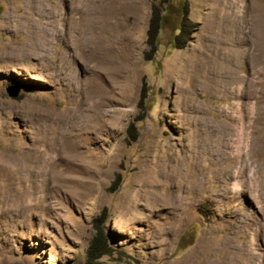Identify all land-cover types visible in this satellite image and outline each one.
<instances>
[{
  "label": "rangeland",
  "instance_id": "obj_1",
  "mask_svg": "<svg viewBox=\"0 0 264 264\" xmlns=\"http://www.w3.org/2000/svg\"><path fill=\"white\" fill-rule=\"evenodd\" d=\"M165 2L0 0V203L12 194L10 211L0 205V264H85L95 218L111 249L97 264H179L208 239L209 249L224 239L255 249L264 264L258 205L217 173L234 163L244 133L249 175L264 174V11L251 0H186L189 41L173 48L166 27L148 61L152 6L179 13L182 0ZM231 12L240 33L222 37ZM167 17L176 25V15ZM256 18L262 36L254 35ZM49 111L70 121H47ZM63 141L84 160L58 154ZM188 148L204 149L197 173L181 161ZM223 151L221 160L210 155ZM8 157L33 168L43 159L50 174L17 178ZM167 171L178 172L176 188L161 178ZM150 191L179 196L182 211L150 206ZM232 251V264H249L244 251Z\"/></svg>",
  "mask_w": 264,
  "mask_h": 264
},
{
  "label": "bare ground",
  "instance_id": "obj_2",
  "mask_svg": "<svg viewBox=\"0 0 264 264\" xmlns=\"http://www.w3.org/2000/svg\"><path fill=\"white\" fill-rule=\"evenodd\" d=\"M238 1H242V0H238ZM251 2L253 3V5L255 7H257L258 9H261L262 11H264V0H251ZM222 7V6H221ZM220 9V8H219ZM247 9V8H246ZM257 9V10H258ZM222 11V10H221ZM250 11V10H249ZM233 12L234 14L236 13L234 8H233ZM241 12V11H240ZM258 13H260V11H258ZM232 12L231 14L227 13L225 15V18H224V21L223 23L220 22V21H217V23H215L214 25V28L218 27L221 23L223 25H221L222 28H224V34L221 35L222 37H226L228 35H234V34H238L240 32H236L237 31V26H238V20L236 21L235 20V15H234ZM237 14V13H236ZM262 14V12H261ZM255 17V16H254ZM239 20H241V24H243L244 22V19H245V15H240L239 14V17H237ZM236 18V19H237ZM220 20V19H219ZM252 22L255 24L256 26V29L254 30V35H259V36H262L263 35V26L260 27L261 25V20L259 18H256L255 20H252ZM250 23V22H249ZM243 28V26H242ZM247 29V27H246ZM240 30V28H239ZM253 30V29H252ZM219 31V30H218ZM259 36L257 38H259ZM247 37V36H246ZM256 37V36H255ZM236 38H239V36L235 35V37L233 39H236ZM96 46L94 45V49H93V52H94V57L95 59L99 58L97 56L96 53ZM254 49L257 50V54H256V57L254 58V62L258 63L261 58H262V53L260 54V50H259V47L258 45L254 44ZM236 65V64H235ZM233 66V65H232ZM96 91V88H93V93H95ZM31 113V112H30ZM28 114V113H27ZM45 115H46V118H47V121L51 119L52 116H55V117H52V119L50 120L51 122H55V123H61V122H64L63 120L65 119L66 122L70 121V116L69 114L67 113H64V115H61V114H57L55 113L54 111H49V112H45ZM44 129V128H43ZM42 129V130H43ZM38 138V137H37ZM69 142V141H68ZM56 143V142H55ZM244 133L242 134L241 138H240V141H239V145L237 146L236 149L232 150V154L236 156V159H234V163L232 165H227L225 167H220L217 169V173L218 175L222 176V177H226V178H229V179H232L233 180V183H232V188L241 195V193H247L249 195V200L248 202H252L254 203L255 205L257 204V209L258 211L261 213L262 217H261V220L263 223H258L257 224V228L260 229V232H261V237L263 238L264 240V174L262 175H255L256 173L254 172L253 175H249V169H250V165L251 164V157H250V154H249V151H247L245 148V144H244ZM62 146H60L57 150V153L59 154H65L69 160V162H80L81 160H84V158L86 157L84 153H79L77 156H74L73 155V151L76 150V148H72V147H68V144L66 141H63L62 143ZM213 149V148H212ZM211 149V150H212ZM204 150V149H203ZM201 148H188V149H184V153H183V156L184 157H181V161H184L185 159L187 160V158H189V163H191L192 165V172L193 173H197L198 172V169H197V163H198V160L200 158V156L202 154H204V151H203ZM212 152L214 153V151L212 150ZM56 153V154H57ZM213 153H211L210 155L216 160V159H219L221 160V158H223L224 156V151L221 152L220 154H216L214 155ZM231 153V152H230ZM231 154V155H232ZM25 155V154H24ZM27 155V154H26ZM64 155V156H65ZM230 155V156H231ZM52 157V156H51ZM10 158L11 160H13L12 162H16L17 164V169H18V177L17 178H22V171L27 173L25 175H30L31 177H36L38 174L41 175V172L45 171V172H48L49 173V169L45 168V161L43 159H35L34 162H35V167L37 168V171H33L32 169L33 168V165H28L27 163H25L22 160L20 159H13L12 157H8ZM184 158V159H183ZM224 159V158H223ZM10 160V161H11ZM32 160V159H31ZM173 161V158L171 159ZM9 161V162H10ZM176 161H178V159H176ZM33 162V161H32ZM51 162V161H50ZM49 162V163H50ZM84 162V161H83ZM180 162V160H179ZM217 162V161H215ZM12 163V164H13ZM72 164V163H71ZM74 164V163H73ZM7 167V166H6ZM3 168V167H2ZM16 168V167H15ZM26 168V169H25ZM4 169H6L4 167ZM24 169V170H23ZM256 170V169H255ZM258 170V169H257ZM9 171V170H8ZM13 171V170H12ZM168 172V171H167ZM258 173V172H257ZM50 174V173H49ZM44 175V174H43ZM6 177V175H5ZM47 177V176H46ZM183 177V176H182ZM161 178L165 179L166 182L168 181L169 184L171 185V187H174L176 188L177 184H178V172H168L165 174L161 173ZM198 181H200V178H198L197 182H196V187L198 186ZM12 182V181H10ZM183 182V181H182ZM187 182V181H186ZM8 184V183H7ZM11 185V184H10ZM9 185V186H10ZM161 185V184H160ZM189 186V185H188ZM34 187V186H33ZM186 187V186H185ZM194 187V186H192ZM187 188V187H186ZM9 189V188H8ZM35 189H33L32 191L34 192ZM194 190V189H193ZM234 191V192H235ZM32 192V193H33ZM22 193V192H21ZM11 194V193H10ZM9 194V196H10ZM149 194H151V196L149 197L150 200H151V204L150 206H161V205H164V207H166L167 209H169L171 211V213H173L174 211H179L180 208H181V199L179 196H175V195H171L168 194L167 196H164V197H161L159 196V194H157L156 192L154 191H150ZM6 195V193H5ZM12 195V194H11ZM19 195H14V196H11L12 198L19 201ZM28 195V194H27ZM30 195V193H29ZM28 195V196H29ZM7 197V196H3L1 197V208L4 209L5 211V207H6V210L10 211V207L5 206L6 204H9L7 203L8 202V198L10 197ZM25 196V195H24ZM144 196V195H143ZM163 196V195H162ZM187 196V195H186ZM227 196V195H226ZM242 196V195H241ZM240 196V198H241ZM22 197V196H21ZM20 197V198H21ZM147 198V197H146ZM186 199V197H184ZM12 200V199H10ZM149 200V202H150ZM243 200V199H242ZM17 203L16 205L18 206V210H19V203ZM23 202V200H20ZM186 201V200H185ZM241 200H239L238 202H240ZM148 202V203H149ZM183 202V201H182ZM188 202V201H187ZM15 203L13 202L11 205L13 207H11V209L13 208L14 209V205ZM147 203V204H148ZM184 205V203H183ZM190 205V204H189ZM5 206V207H4ZM10 206V205H9ZM191 206V205H190ZM16 208V207H15ZM183 208V207H182ZM186 210V209H185ZM184 210V211H185ZM182 211V210H180ZM175 214V213H174ZM187 215V214H185ZM249 216V215H248ZM188 217V216H187ZM242 218V217H241ZM238 223L239 224H242L240 225V227H243L244 228V225L246 224L244 219H240L238 217ZM248 222V221H247ZM251 223V222H250ZM255 225V222L254 224ZM249 228V227H248ZM236 230V229H235ZM254 234V233H253ZM257 238V237H256ZM211 239V238H210ZM254 239H251V242L253 241ZM256 240V239H255ZM216 242V241H215ZM218 242V241H217ZM247 243V242H246ZM198 245V244H197ZM209 245V239L206 241V243H201L200 245L196 246V249L195 251L189 255L188 257L184 258L183 260H180L179 261V264H196V260L198 259V257L201 255V254H206L207 256L205 257V259H203L201 262H199L198 264H232L233 263V260H234V251L232 250H237V249H241V251H244L245 253H243V255L245 256V258L249 260V264H257L256 263V259L258 257V253H256L254 250L253 252L248 248H245V245H241L239 244L236 245L235 243H232L230 239H224L222 240L220 243H219V247L215 248H211L209 249L207 246ZM214 245V244H213ZM248 245V244H246ZM250 245V244H249ZM248 245V246H249ZM252 245V244H251ZM256 246V245H255ZM254 246V247H255ZM253 249V247H252ZM259 250V249H258ZM257 250V251H258ZM261 251V250H259ZM234 252V253H233ZM240 252H238L237 254H239ZM217 255V257H216ZM185 257V256H184ZM237 258V257H235ZM242 258V257H241ZM182 259V258H181ZM259 261V260H258ZM198 262V261H197Z\"/></svg>",
  "mask_w": 264,
  "mask_h": 264
},
{
  "label": "trees",
  "instance_id": "obj_3",
  "mask_svg": "<svg viewBox=\"0 0 264 264\" xmlns=\"http://www.w3.org/2000/svg\"><path fill=\"white\" fill-rule=\"evenodd\" d=\"M167 1V0H166ZM163 3H166L163 0ZM179 13L173 12V8L164 7L160 10L157 6H152L150 17L148 20L147 30H146V44L148 51L145 53V59L150 61L157 51L158 41L160 40V33L166 27L171 31L170 44L173 48H182L186 42L189 41L190 35L193 32V24L188 18L187 3L186 0H182L181 5L178 6ZM174 14L178 17L176 25H173L171 21L168 20L167 15ZM144 82L142 84L144 90ZM142 99L140 97L139 103ZM129 132V138L135 139V132L132 129V125L127 127ZM102 221L99 218L92 220V226L95 231L88 249L86 251V262L85 264H97V260L110 254L111 249L107 243L105 232L102 229Z\"/></svg>",
  "mask_w": 264,
  "mask_h": 264
},
{
  "label": "water",
  "instance_id": "obj_4",
  "mask_svg": "<svg viewBox=\"0 0 264 264\" xmlns=\"http://www.w3.org/2000/svg\"><path fill=\"white\" fill-rule=\"evenodd\" d=\"M20 87L19 86H11L8 91V95L12 98L16 97L19 94Z\"/></svg>",
  "mask_w": 264,
  "mask_h": 264
}]
</instances>
